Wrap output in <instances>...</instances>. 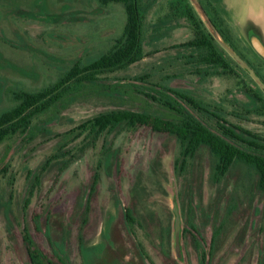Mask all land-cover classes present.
<instances>
[{
  "label": "rangeland",
  "instance_id": "rangeland-1",
  "mask_svg": "<svg viewBox=\"0 0 264 264\" xmlns=\"http://www.w3.org/2000/svg\"><path fill=\"white\" fill-rule=\"evenodd\" d=\"M201 1L219 11L216 0ZM224 1L243 23L259 18L264 3ZM174 2L140 0L142 59L97 75L92 85L36 116L26 132L0 144V264H30L24 228L44 264H264V191L252 169L233 164L217 182L205 148L182 165L172 137L143 127L114 130L78 152L83 135L75 138L76 127L103 112L178 119L158 99L156 86L195 100L201 109L173 94L169 102L177 101V110L213 132L217 120L211 113L226 127L237 126L243 139H264L262 90L226 56L231 72L204 65L203 49L178 46L193 31L185 18H165ZM124 18L121 5L102 7L95 0H0V113L17 104L15 92L42 90L75 63L105 53ZM231 32L237 51L264 79V63ZM95 171L99 180L87 202ZM171 201L180 218V259L174 254ZM125 209L134 221L125 218Z\"/></svg>",
  "mask_w": 264,
  "mask_h": 264
},
{
  "label": "trees",
  "instance_id": "trees-1",
  "mask_svg": "<svg viewBox=\"0 0 264 264\" xmlns=\"http://www.w3.org/2000/svg\"><path fill=\"white\" fill-rule=\"evenodd\" d=\"M95 1L102 7L110 3L122 6L125 18L119 37L111 48L98 58L88 64L75 63L56 82L46 88L34 92L22 90L15 92L14 99L17 104L0 113V144L13 135L26 132L36 116L47 112L65 96L79 92L82 87L92 85L91 83L96 80L95 77L97 75L122 69L143 58L141 49L143 10L142 6H140V0ZM175 1L173 3L175 4L174 6L169 4V13L166 14L165 18H185L189 23V28L193 31V38L178 46L188 48L194 53L202 51V49L205 50L201 54L200 60L206 66L219 65L222 71L231 72L232 68L225 58L226 56L237 68L241 69L212 39L189 1ZM199 2L224 41L254 70L264 84V79L259 75L258 71L232 46L226 25H224L223 19L217 15V11L205 5L201 0ZM184 3H187V5L185 6ZM180 7H183L182 11L179 10L181 9ZM204 73L205 75H214L217 72L205 71ZM246 74L248 75L247 72ZM249 79L257 87L250 77ZM156 88H158L155 90L158 94V99L164 100V105L169 109L177 111L180 114L178 119L170 120L145 112L130 110L103 112L80 123L76 127L77 134L75 138L83 135L78 152H83L89 145L90 147L93 146L101 136L109 135L114 130L135 131L143 127L153 133L172 137L178 145L182 165L187 158L193 157L200 148H205L213 161L215 181L218 182L233 164H242L255 172L258 189L264 191V139L258 138V140H254L253 137L251 139H243L234 131V129L239 130L237 126L226 127L225 123L216 114L211 113L212 117L217 120L216 129L218 133L213 132L193 114L182 113L177 110L175 108L177 101L169 102V99H171L170 94H173L193 108L201 109L195 100L165 86H156ZM261 93L264 97V93L262 91ZM253 96L256 102L263 101L258 96ZM151 99L154 100V97L151 96ZM242 132L249 135L248 131L243 130ZM69 163L70 160L63 162L59 171H62ZM98 180L99 174L95 171L86 197L87 202ZM28 195H31V190ZM29 196L25 199V205L29 201ZM124 215L128 221H134L128 209L124 210ZM21 236L30 264H44L40 258V253L33 246L26 228L22 230Z\"/></svg>",
  "mask_w": 264,
  "mask_h": 264
},
{
  "label": "flooded vegetation",
  "instance_id": "flooded-vegetation-1",
  "mask_svg": "<svg viewBox=\"0 0 264 264\" xmlns=\"http://www.w3.org/2000/svg\"><path fill=\"white\" fill-rule=\"evenodd\" d=\"M215 2H216V5H218L217 7L219 9V11L217 10V15L220 18H222L223 21H224V19H226V22L229 24L230 29L232 31H234V32H237L239 34V36L241 37V41H243V43L247 45V47L251 50L253 55L256 58H258L261 62L264 63V57H262L260 54H258L254 50V48L252 47V43H251V40L253 38H255L256 40H258V42L264 48V3H263V5H262V7L260 9L261 11H260L259 18L251 17L249 21H247L246 23H243V20L240 22V17L236 16L235 11L232 8L229 7V5L226 3V1H224V0H216ZM226 28H227V31H228L229 39L232 42L233 41L232 32L229 29V27L226 26ZM232 46L234 48H236L233 45V42H232ZM179 220H180V218H179ZM181 237H182V232L179 230L178 252L177 253L175 252L174 238H173L174 254H175V257L177 259H180V253H179L180 246L179 245H180ZM210 242H211V244H210ZM212 242H213V238L211 237L210 240H209L208 245L206 244V249L204 250L205 256L209 255L210 250H211V246H212Z\"/></svg>",
  "mask_w": 264,
  "mask_h": 264
},
{
  "label": "water",
  "instance_id": "water-1",
  "mask_svg": "<svg viewBox=\"0 0 264 264\" xmlns=\"http://www.w3.org/2000/svg\"><path fill=\"white\" fill-rule=\"evenodd\" d=\"M193 10L197 14L198 18L204 25L205 29L212 37V39L218 44V46L230 57L232 60L242 69H244L252 81L257 85V87L263 91L264 93V84L259 79L254 70L247 65V63L224 41L220 33L215 29V26L212 24L210 18L207 16L205 10L201 6L198 0H188ZM252 47L254 50L264 57V48L262 45L253 38L251 40ZM171 210L174 214V224H173V238H174V246L175 252H178V239H179V230H180V220L177 212V207L175 202L171 201Z\"/></svg>",
  "mask_w": 264,
  "mask_h": 264
}]
</instances>
